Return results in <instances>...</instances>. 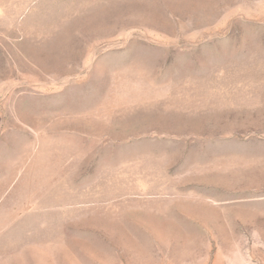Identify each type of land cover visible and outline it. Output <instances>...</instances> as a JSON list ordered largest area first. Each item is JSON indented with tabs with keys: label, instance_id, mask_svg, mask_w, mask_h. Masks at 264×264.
Returning <instances> with one entry per match:
<instances>
[{
	"label": "rangeland",
	"instance_id": "rangeland-1",
	"mask_svg": "<svg viewBox=\"0 0 264 264\" xmlns=\"http://www.w3.org/2000/svg\"><path fill=\"white\" fill-rule=\"evenodd\" d=\"M0 264H264V0H0Z\"/></svg>",
	"mask_w": 264,
	"mask_h": 264
}]
</instances>
